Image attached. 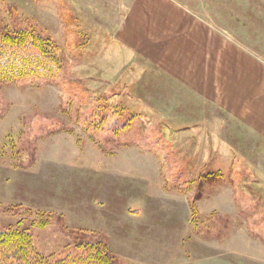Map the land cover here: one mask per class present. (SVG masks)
Wrapping results in <instances>:
<instances>
[{"label":"rangeland","instance_id":"rangeland-1","mask_svg":"<svg viewBox=\"0 0 264 264\" xmlns=\"http://www.w3.org/2000/svg\"><path fill=\"white\" fill-rule=\"evenodd\" d=\"M7 3L88 98L2 86L0 230L44 256L79 231L118 264H264V0H0L11 29ZM98 95L139 110L124 136L83 126Z\"/></svg>","mask_w":264,"mask_h":264},{"label":"trees","instance_id":"trees-1","mask_svg":"<svg viewBox=\"0 0 264 264\" xmlns=\"http://www.w3.org/2000/svg\"><path fill=\"white\" fill-rule=\"evenodd\" d=\"M6 7L12 28L0 24V90L5 85L21 84L22 88L57 84L64 76L67 79L61 88L77 98L78 110H81L88 98L82 78L71 76L69 69L62 65L54 40L39 32L35 17L22 16L14 3H7ZM62 18L75 27L76 17L72 11L63 10ZM88 109L89 114H77L85 129L91 132L108 129L112 136L119 132L124 136V130L135 124L139 117L136 106L111 104L103 95L96 96L94 105ZM153 126L156 127V123ZM122 143L125 141L121 137L119 144ZM192 210L196 211L193 206ZM20 223L17 227L0 230V264H118L104 241L79 231L71 235L69 242L54 257L44 256L36 249L28 229L20 227ZM33 225L44 227L47 221L37 219Z\"/></svg>","mask_w":264,"mask_h":264},{"label":"crops","instance_id":"crops-1","mask_svg":"<svg viewBox=\"0 0 264 264\" xmlns=\"http://www.w3.org/2000/svg\"><path fill=\"white\" fill-rule=\"evenodd\" d=\"M190 16L188 17H192V20H194L195 18L193 17V15L189 14ZM195 24V23H194ZM240 70H243L241 72H238L237 74L240 76V81L241 79H247L248 77V70H244V69H240ZM239 101V100H236V102Z\"/></svg>","mask_w":264,"mask_h":264}]
</instances>
